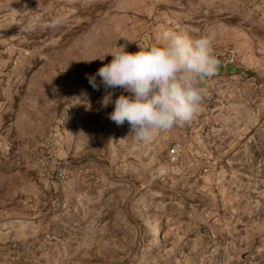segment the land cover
<instances>
[{
    "label": "rangeland",
    "instance_id": "rangeland-1",
    "mask_svg": "<svg viewBox=\"0 0 264 264\" xmlns=\"http://www.w3.org/2000/svg\"><path fill=\"white\" fill-rule=\"evenodd\" d=\"M166 29L221 65L139 142L86 74ZM0 264H264V0H0Z\"/></svg>",
    "mask_w": 264,
    "mask_h": 264
},
{
    "label": "clouds",
    "instance_id": "clouds-1",
    "mask_svg": "<svg viewBox=\"0 0 264 264\" xmlns=\"http://www.w3.org/2000/svg\"><path fill=\"white\" fill-rule=\"evenodd\" d=\"M62 19L57 15L51 26L59 25ZM156 41L148 47L139 45L135 53L126 51V45H115L96 58L103 61L110 55V63L94 74H86L94 91L101 86L104 89L98 101L101 108L114 105L108 119L117 126L127 121L130 134L144 143L175 126L190 123L203 111V85L217 74L221 65L211 32L193 36L182 30L166 29L158 33ZM117 89L121 94L114 99ZM75 99L76 103L91 107L86 91Z\"/></svg>",
    "mask_w": 264,
    "mask_h": 264
},
{
    "label": "built area",
    "instance_id": "built-area-1",
    "mask_svg": "<svg viewBox=\"0 0 264 264\" xmlns=\"http://www.w3.org/2000/svg\"><path fill=\"white\" fill-rule=\"evenodd\" d=\"M170 154H175L176 153V149L173 147L169 150Z\"/></svg>",
    "mask_w": 264,
    "mask_h": 264
}]
</instances>
